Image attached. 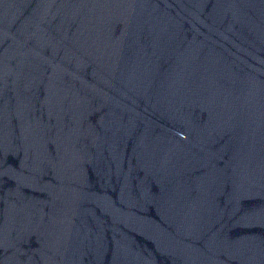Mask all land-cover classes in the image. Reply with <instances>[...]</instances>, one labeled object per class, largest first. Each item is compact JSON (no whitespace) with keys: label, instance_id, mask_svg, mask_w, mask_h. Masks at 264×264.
Segmentation results:
<instances>
[{"label":"water","instance_id":"1","mask_svg":"<svg viewBox=\"0 0 264 264\" xmlns=\"http://www.w3.org/2000/svg\"><path fill=\"white\" fill-rule=\"evenodd\" d=\"M0 264H264V0H0Z\"/></svg>","mask_w":264,"mask_h":264}]
</instances>
